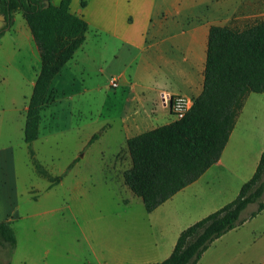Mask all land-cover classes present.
Returning <instances> with one entry per match:
<instances>
[{"label":"crops","instance_id":"1","mask_svg":"<svg viewBox=\"0 0 264 264\" xmlns=\"http://www.w3.org/2000/svg\"><path fill=\"white\" fill-rule=\"evenodd\" d=\"M50 1L59 6L63 0ZM83 1L86 6H82ZM230 2L71 0V12L87 21L89 31L83 47L51 87L53 91H64V77L73 76L75 68L87 78L95 73L102 76L103 86L115 96L120 95L117 109L123 115L124 132L120 130L118 135L119 142L127 145L129 138L176 120L170 108L163 104V94L193 101L202 94L209 31L214 25L225 26L219 23L218 14L229 11ZM14 21L12 30L0 42L1 92L11 93L16 87L21 94L26 91L33 94L41 70L40 51L23 14L17 13ZM18 22L21 24L17 27ZM3 26L4 17L0 14V29ZM22 28L26 42L13 39ZM23 49L28 51L29 60L19 70L14 61ZM113 78L119 82L118 89L110 85ZM16 106L15 102L11 108L0 104L1 120L20 125L14 113ZM6 115H12L13 121L3 119ZM20 131L25 142V128ZM3 135L4 131H0L1 139ZM263 152L264 93H252L219 162L149 213L151 217L137 218L139 222L131 219L129 230L119 234V239L125 240L129 248L126 245L111 248L109 242L98 243L99 247L92 250L97 264H162L171 256L186 228L238 197L243 185L255 175ZM81 156L83 153L68 170H74ZM18 197L13 146H4L0 141V222L22 218L17 212ZM251 214L241 216L242 225L213 242L198 264H264V210L253 218ZM20 241L17 238L11 264H49L51 250L36 253Z\"/></svg>","mask_w":264,"mask_h":264},{"label":"trees","instance_id":"2","mask_svg":"<svg viewBox=\"0 0 264 264\" xmlns=\"http://www.w3.org/2000/svg\"><path fill=\"white\" fill-rule=\"evenodd\" d=\"M17 13L23 14L41 56L25 125V142L30 146L40 138L41 113L53 99L52 82L85 44L89 24L71 12V0H63L59 6L50 0H0L4 17L0 42L12 30ZM252 93H264V17L244 28L211 26L204 88L191 109L181 119L127 140L132 166L123 174L124 183L142 199L148 213L219 162ZM97 138L98 134L93 135L89 144ZM34 165L40 175L53 180L51 186L62 180ZM263 172L264 152L255 175L243 185L238 197L186 228L162 264H198L213 242L242 225V213L262 195L264 184H257ZM263 210L264 203L260 202L250 218ZM0 237L16 249L12 221L0 222Z\"/></svg>","mask_w":264,"mask_h":264},{"label":"rangeland","instance_id":"3","mask_svg":"<svg viewBox=\"0 0 264 264\" xmlns=\"http://www.w3.org/2000/svg\"><path fill=\"white\" fill-rule=\"evenodd\" d=\"M230 1L229 11L218 14L220 24L244 28L264 17V0ZM13 37L26 42L23 28ZM28 60V51L23 49L15 57V67L23 70ZM75 69L73 76L64 77V91L54 90L53 99L44 107L40 138L30 146L23 142L20 130L26 125L32 91L21 94L13 87L14 91L6 93L0 87V104L11 108L13 102L17 103L14 113L20 124L10 125L0 117V131H4L0 141L4 146H13L19 192L17 212L22 216L12 220L13 228L26 248L36 253L51 250L49 264H97L92 250L99 247L98 243L124 247L125 240L119 239V234L129 230L131 219L151 217L142 199L124 184L123 174L132 161L127 145L119 142L118 133L124 132L123 115L117 109L120 95L108 91L97 73L87 78ZM3 119L13 121V116ZM95 134L98 138L87 145ZM78 151L83 156L74 170H68L80 156ZM36 163L50 176L62 180L51 186L53 180L40 175ZM263 184L264 172L257 186ZM260 202L264 203V188L242 216L255 212ZM37 234L42 236L37 238ZM14 250L0 237V264H11Z\"/></svg>","mask_w":264,"mask_h":264},{"label":"built area","instance_id":"4","mask_svg":"<svg viewBox=\"0 0 264 264\" xmlns=\"http://www.w3.org/2000/svg\"><path fill=\"white\" fill-rule=\"evenodd\" d=\"M110 85L114 89L119 88V82L116 78L111 79ZM162 102L164 105L170 108L176 119L183 118L194 103L192 99L181 96H172L170 94H163Z\"/></svg>","mask_w":264,"mask_h":264},{"label":"water","instance_id":"5","mask_svg":"<svg viewBox=\"0 0 264 264\" xmlns=\"http://www.w3.org/2000/svg\"><path fill=\"white\" fill-rule=\"evenodd\" d=\"M46 3H47V5H49V4H50V2H49V1H46Z\"/></svg>","mask_w":264,"mask_h":264}]
</instances>
